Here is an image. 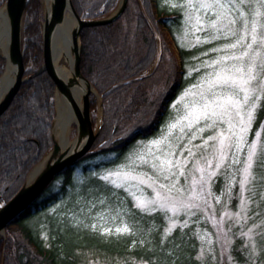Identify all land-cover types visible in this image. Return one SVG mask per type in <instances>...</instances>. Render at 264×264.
<instances>
[{
    "label": "trees",
    "instance_id": "1",
    "mask_svg": "<svg viewBox=\"0 0 264 264\" xmlns=\"http://www.w3.org/2000/svg\"><path fill=\"white\" fill-rule=\"evenodd\" d=\"M4 1L0 0V7ZM71 1L83 19L104 17L118 4V0ZM173 2L180 0H128L112 23L81 30V71L102 98V126L88 153L57 175L58 186L47 187L5 228L0 237V264H82L77 258L82 250L120 264H201L195 232L201 223L175 227L165 237V214L138 210L123 189L100 179L104 169L123 162L138 138L158 133L168 117L169 104L198 74H190L188 68L194 57L199 60L203 47L183 46L184 17L181 9L169 7ZM26 5L24 76L42 63L41 4L28 0ZM4 64L0 57V75ZM55 91L47 72H40L20 85L0 116V205L20 189L30 169L53 144ZM90 98V109L96 110V98ZM257 113L254 130L264 120V112L258 108ZM249 134L252 139L254 134ZM256 165L255 192L261 194L255 196L264 202L259 179L264 170L259 162ZM34 215L38 217L36 229L25 223ZM122 221L132 234L116 233ZM43 223L48 230L42 235L38 226ZM238 243L232 249L238 261L244 262Z\"/></svg>",
    "mask_w": 264,
    "mask_h": 264
},
{
    "label": "snow or ice",
    "instance_id": "2",
    "mask_svg": "<svg viewBox=\"0 0 264 264\" xmlns=\"http://www.w3.org/2000/svg\"><path fill=\"white\" fill-rule=\"evenodd\" d=\"M169 7L181 9L186 27L205 32L209 42L224 43L209 49L215 55L202 63L207 71L191 89L183 90L156 136L134 146L125 163L100 179L123 189L140 211L195 215L212 210L213 200L220 202L212 186L223 174L221 195L231 201L233 185L239 184L240 211L234 215L238 223L246 222L250 197L244 193L256 194L254 165L259 162L264 170V123L253 129L257 109L264 112V0H180ZM259 179L264 186V174ZM145 186L151 194L138 195ZM122 225L117 234H132L127 223ZM174 227L172 222L165 237ZM104 232L111 234V229ZM252 232L250 228L241 234L251 240Z\"/></svg>",
    "mask_w": 264,
    "mask_h": 264
},
{
    "label": "water",
    "instance_id": "3",
    "mask_svg": "<svg viewBox=\"0 0 264 264\" xmlns=\"http://www.w3.org/2000/svg\"><path fill=\"white\" fill-rule=\"evenodd\" d=\"M28 0H5L2 6H5L8 16L9 27V52L6 59L4 69L7 66L13 67L15 70L13 82L5 90L4 95L0 98V116L10 105L20 85L26 80L35 77L40 72H47L50 79L55 84L56 92L59 91L62 97L67 99L73 107L76 116V134L73 138L74 144L71 147L63 148L55 140L52 132V147L46 153L48 154L42 166L37 170L33 177L29 180L30 172L45 158V156L38 162L26 175V180L20 186V189L10 198L9 201L0 205V236L5 232V227L15 221L21 216L28 207L41 195V193L49 186L51 181L59 173L68 166H71L80 159L92 146L93 140L99 133L100 126H93L90 109V94L98 95L91 82L82 74L80 60H81V45L80 32L87 26H98L112 23L119 16L122 15L127 6L128 0H118V4L111 13L107 16L99 17L97 19L87 18L83 19L75 11L71 0H51V6L48 12L44 11L43 21L40 22V31L42 36V58L41 66L32 74L24 76V60L22 48V30H23V14ZM69 7L76 18V27L72 31L73 35V73L66 78H63L61 73L54 66V57L52 56V34L55 28L60 24L65 17V10ZM3 75V74H2ZM1 77V76H0ZM82 80L85 85V92L82 95V110L76 108L75 100L73 99L72 90ZM56 96V93H55ZM56 101V100H55ZM101 98L98 107L101 109ZM102 122V119L99 120ZM54 123V119H53ZM53 126V124H52ZM229 264V263H222Z\"/></svg>",
    "mask_w": 264,
    "mask_h": 264
},
{
    "label": "rangeland",
    "instance_id": "4",
    "mask_svg": "<svg viewBox=\"0 0 264 264\" xmlns=\"http://www.w3.org/2000/svg\"><path fill=\"white\" fill-rule=\"evenodd\" d=\"M43 14H44V10H43V5L41 4V7H40L41 20L40 21L43 20V17H44ZM24 21H23V24H24ZM182 30H183V33L180 37V41L183 44V46L186 45L188 47H192V46H195V44H198L202 46L203 48H202V52L199 54L200 56L199 60H196V57H194L193 64H191L189 66L190 68H188V72L190 74L193 72H198V74L193 79V81L189 82L188 85H186L184 88L181 89V91L178 92V94L176 95V98H174V100L169 104L170 107L168 109L167 116L169 115L170 112H172L171 106L180 97L183 90L191 89L192 86L196 84L207 71V69L202 67V63L205 60H210L215 55L214 53L209 52V49L220 46L224 43L223 40H215V41L209 42L205 38V32L196 31L194 26L186 27L184 24ZM205 52L208 53L207 56L203 55V53ZM94 97L96 98L97 104L95 108L96 110L91 111V116L93 119L94 126H100V125L102 126V123H103L102 111L98 107L100 98L96 95ZM100 119H102L101 123L99 122ZM263 123H264V120H263ZM163 124L160 127H162ZM75 129H76V126L75 125L72 126L71 134H70L71 139H73L76 134ZM155 136L147 137L146 139L138 138V140L135 141L133 145L129 146L130 149H128L129 151L126 153L125 157L131 152L134 146L140 144L141 142H146L147 140H150L154 138ZM249 138H250V134H249ZM252 139H254V136L252 137ZM198 142L199 141H197V143ZM125 157L123 159V162H120L119 164H115V166L113 167L104 169L103 173H101L100 175L103 176L109 170H115L117 165H122L123 163H125ZM256 164L254 165L255 173H256V167H257ZM143 170L149 173L151 172V170L148 168H145ZM59 178L60 176H57L51 181V183L48 186L49 190L55 189L58 186ZM238 179L239 177H237V180ZM225 183L226 181H225L224 175L218 174L212 186V191L216 196L220 197V202L216 203V201L213 200L212 210H209L206 212L197 211L195 215H186L183 211H180L174 215L171 211H168L166 214L167 227H169L172 222L175 223V227H178V226L182 227L185 221H187V226L191 225L193 222H198L202 224V225H199V227H197L195 231L197 232L196 235L200 243L197 256L201 260V264H222V263L264 264V236L259 235V233H264V213H263L264 212V206H263L264 202L262 200H259L258 197L256 196L254 197L250 192H245L244 195L250 197V203L248 205L249 207L248 215L250 219H248L246 222L238 223L237 218L234 214L240 211L239 209V204H240L239 184L236 183L233 185L232 199L231 201H229L227 194L221 195V193L224 191ZM150 194H151V188H148L147 186L143 188L142 193H138V195H143V196H148ZM259 194H261L260 191H257L256 195H259ZM225 205H227V208H225ZM225 211H227L229 215H225ZM168 217H172V221H170ZM37 221H38V217L37 215H34L30 217L29 219H27L25 223H27L26 225L28 227L36 229L35 227L37 225ZM38 227L39 229H42L41 230L42 235L46 232V230H48L46 223L40 224ZM250 228L253 229V232L251 234L252 235L251 240H249L248 235L241 234V232L248 233V230ZM4 235H5V232L2 234V236L4 237ZM237 240H240L241 244L238 243ZM236 243L240 244L239 245L240 247L239 246L238 247L241 248L242 251H244V254L246 257V261L244 262L238 261V259L235 257V253L233 252L232 247H234ZM253 245H255L254 251L252 250ZM91 254H96V253L92 252L91 250H88V251L82 250L77 253L78 255L77 258L80 261L83 260L82 264H120L121 263L120 261H113L110 259L107 260L99 256L95 257ZM140 264H142V262Z\"/></svg>",
    "mask_w": 264,
    "mask_h": 264
},
{
    "label": "bare ground",
    "instance_id": "5",
    "mask_svg": "<svg viewBox=\"0 0 264 264\" xmlns=\"http://www.w3.org/2000/svg\"><path fill=\"white\" fill-rule=\"evenodd\" d=\"M51 0H40V4L43 5V10L48 12L51 6ZM76 27V18L71 9L67 7L65 10V17L63 21L58 24L52 34V56L54 57V66L62 74L63 78L68 77L73 73V61L74 56L72 49L73 35L72 31ZM9 27L8 16L5 6L0 8V55L7 57L9 52ZM15 70L13 67L7 66L4 69L3 75L0 77V98L4 95L5 90L13 82ZM86 88L84 82L80 80L79 84L72 90L73 99L75 100L76 108L82 110V95ZM55 117L52 126V132L54 140L63 148L71 147L74 142L70 138L72 126L76 124L75 111L72 104L56 92L55 96ZM45 158L30 172L29 180L34 176L33 174L40 169Z\"/></svg>",
    "mask_w": 264,
    "mask_h": 264
}]
</instances>
